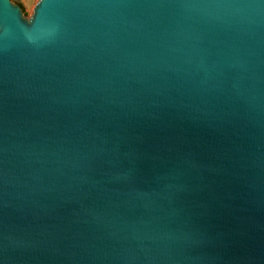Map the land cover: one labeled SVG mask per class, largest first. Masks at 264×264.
<instances>
[{
  "label": "water",
  "instance_id": "95a60500",
  "mask_svg": "<svg viewBox=\"0 0 264 264\" xmlns=\"http://www.w3.org/2000/svg\"><path fill=\"white\" fill-rule=\"evenodd\" d=\"M0 264H264V0H0Z\"/></svg>",
  "mask_w": 264,
  "mask_h": 264
},
{
  "label": "rangeland",
  "instance_id": "374dc122",
  "mask_svg": "<svg viewBox=\"0 0 264 264\" xmlns=\"http://www.w3.org/2000/svg\"><path fill=\"white\" fill-rule=\"evenodd\" d=\"M21 6L23 13L27 17H31L33 8L35 7L38 0H12Z\"/></svg>",
  "mask_w": 264,
  "mask_h": 264
}]
</instances>
